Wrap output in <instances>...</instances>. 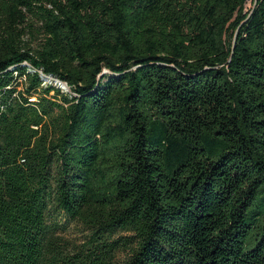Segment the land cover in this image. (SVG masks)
<instances>
[{
  "label": "trees",
  "instance_id": "obj_1",
  "mask_svg": "<svg viewBox=\"0 0 264 264\" xmlns=\"http://www.w3.org/2000/svg\"><path fill=\"white\" fill-rule=\"evenodd\" d=\"M244 1L0 0V264H264Z\"/></svg>",
  "mask_w": 264,
  "mask_h": 264
},
{
  "label": "rangeland",
  "instance_id": "obj_2",
  "mask_svg": "<svg viewBox=\"0 0 264 264\" xmlns=\"http://www.w3.org/2000/svg\"><path fill=\"white\" fill-rule=\"evenodd\" d=\"M253 1L254 0H245L244 1V3H243V5L239 8V10H238V12H237V14L236 15H238L239 13H245L246 11H249V10H251L252 9V7H253ZM236 15L235 16H233V18L231 19V21L225 26V41H226V43L229 45V43H231V40H232V38H233V36H232V32H233V29H234V27H233V22H234V20H235V17H236ZM70 233H72V235H78V232H79V230H78V228H77V226H76V224L75 223H71L70 224Z\"/></svg>",
  "mask_w": 264,
  "mask_h": 264
},
{
  "label": "water",
  "instance_id": "obj_3",
  "mask_svg": "<svg viewBox=\"0 0 264 264\" xmlns=\"http://www.w3.org/2000/svg\"><path fill=\"white\" fill-rule=\"evenodd\" d=\"M60 85H61V87H63L64 89L68 90V88H67L66 85H64V84H62V83H60Z\"/></svg>",
  "mask_w": 264,
  "mask_h": 264
}]
</instances>
